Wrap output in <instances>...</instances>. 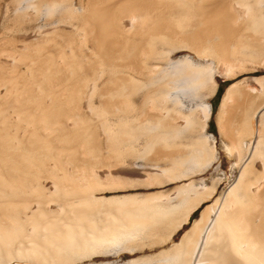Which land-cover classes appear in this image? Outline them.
<instances>
[{"label":"bare ground","instance_id":"6f19581e","mask_svg":"<svg viewBox=\"0 0 264 264\" xmlns=\"http://www.w3.org/2000/svg\"><path fill=\"white\" fill-rule=\"evenodd\" d=\"M10 4L12 12L6 6L0 22V264H111L82 260L111 254L116 244L145 232L147 221L160 218L166 207L137 206L138 215L128 214L118 225L116 217L125 215L118 207V216L110 211L121 197L98 196L95 190L135 180L89 172L76 178L60 165L86 155L93 159L101 141L98 129L110 158L152 154L153 160H169L170 166L146 172L142 184L184 176L183 164L203 166L216 159L206 141H213L212 134L167 154L160 145L171 146L182 130L204 128L211 105L202 99L215 91L216 71L230 77L246 62L260 60L264 66V0ZM38 10L45 15L40 23ZM255 81L258 88L244 89L241 81L228 85L217 115L220 119L233 103L221 134L223 148L235 154L236 179L179 242L155 258L158 262L264 264V75ZM251 93L262 98L252 112ZM94 95L104 101L94 104ZM186 97L194 101L187 110ZM83 107L88 113L80 111ZM139 139L141 150L134 147ZM48 160L55 166H46ZM175 191L182 196L169 209L182 210L179 224L213 187L202 191L189 183Z\"/></svg>","mask_w":264,"mask_h":264},{"label":"rangeland","instance_id":"374dc122","mask_svg":"<svg viewBox=\"0 0 264 264\" xmlns=\"http://www.w3.org/2000/svg\"><path fill=\"white\" fill-rule=\"evenodd\" d=\"M8 2H9V0H0V22L2 21V16L5 13L6 6H9L8 12L9 13L12 12L13 5H11V4L8 5ZM35 16H36L37 23H40L41 21H44V19H45V17H44L45 15L41 10H38L37 13H35ZM55 17H56V15L53 17V19ZM181 53H183V52H181ZM181 53L178 52L176 54L182 55ZM237 66H238V64H237ZM242 66H244V65H242ZM212 68L216 69L215 63L212 64ZM236 69H237L236 70L237 73L235 72L234 75H232L230 77H225L216 71L214 73V78H215L217 84H219L221 78H223V79L229 80V82L227 83V86L230 85L232 82L241 81L242 85L244 86V89L248 86L258 88V83L255 81V77H260V76L264 75V73H262V72H264V66H263V64L260 63V60H258L257 62H253V63L246 62L245 66L243 68L240 67V68H236ZM258 72L262 73V74L256 75ZM226 87H225V89H226ZM224 90L222 91L221 97L219 98L218 101L216 100V97H213V94L211 96H206L202 99L205 103L209 102L211 107L213 104H215L214 112L211 115V110H210V114L208 117V119L211 118V120H212V126H209L208 119H207L206 125L204 126V128L202 130L196 129V132H195V130L192 131L194 133L188 132L187 129L182 130L180 132V135L179 134L177 135L180 137H177V136H175L177 138L173 137L175 139L172 140L173 143L171 142V146L170 145L167 146L165 144H163L165 146L160 145V147H162V149H161L162 154L165 152H166L165 154H167V152L171 153L172 151L173 152L176 151L179 148V145L181 146L182 144H188V143L192 142L197 137H202L203 135L212 134V136L214 138L212 141L208 137V138H206L207 139L206 141H208L207 144L212 146L214 151H215V154H217L216 159H212L209 163H207L206 165H203V166L198 165V164H197V166H194V165L189 166V164H183V166L181 165L182 167H180L181 168L180 171H184L186 168V169H188V173H186L184 176H182V175H180L179 177L177 176L178 178L175 177L176 179L172 178L171 180H167V181L161 180L162 182L159 183L162 185L160 187L174 189V191L179 186L184 185V184H189V183H193L195 187H197L199 190H202V191L204 190V188L213 187V192L205 200H203L202 203L198 207H196L198 209L196 210V212H194L191 215V217L193 218L192 224L199 217L201 211L209 203L213 202V200L216 196H218L221 192L226 190L233 183V181L236 179V177L238 175V169H237V167H235L233 165V162L236 158L235 154H231V153L229 154L223 148V144L226 141V138L224 136H222V134H221V130H222L221 123L224 122V120H226V118L228 116V108L231 107V105L233 103L228 102L227 105L225 106V108L220 112V119H218V117H217V115L220 111V103L222 100V94H223ZM252 94H254V95H252ZM255 95H256L255 93H251L247 99L248 100L247 103L251 104L252 107H254V108H251V112L256 108L258 103H260L262 100V98H257V96H255ZM100 97H102V96H100ZM100 97H97V95H94L92 97V102L94 104H100L101 101H104L103 98H100ZM190 99H191V97H186L185 99L184 98L182 99L183 105H182V102H181V105H182L183 109L187 110V108L189 109L190 107L193 106L192 103L194 101H192ZM81 102L86 103V101H84V100H82ZM252 102L254 104H252ZM80 111L88 113V110L85 107L81 108ZM135 112L134 111L131 112V115L132 116L136 115ZM97 131L98 132H96V134H98L97 136L99 137V141H100V139H101V141L98 142L96 144L97 146L95 145L96 148H94L95 151L96 150L98 151L97 153L94 152V154H93L94 158L93 157L92 158H93L94 163L96 162L95 159H97V158H101L103 160H106V158H110V157H108L110 155L106 153L107 144L104 142V140H105L104 134L101 131V129H98ZM176 146H178V147H176ZM134 147H135V149L141 150V148L143 147V143L141 142V139L138 140V142L134 145ZM138 155L136 157H138V158L142 157L141 159L148 162V169L150 166H151L150 168L156 167V169L157 168L160 169L161 167H164V166H170V162L167 158H163V159L162 158H157V159L155 158L156 160H153V158H151L152 154L151 155L148 154L149 156L147 154H145L141 157H140V155L139 156ZM126 156H128V154ZM85 157L84 158L79 157L78 160L74 161L75 164H74V162H73V164L72 163H68V164L64 163V164H61L60 167H62L63 170L67 171L71 175L76 176V178H82L84 176V174L86 176V173H88V172H89L88 175L92 176V170H90L91 165L90 164H87V165L83 164L84 162H89V160L91 159L90 158L91 156H87V159H85ZM131 157H134V155H132ZM144 158H146V159H144ZM46 166H53L54 167L55 165L52 163V161L48 160L46 162ZM83 168H87L86 172L83 170ZM156 169H151V170H146V171L144 169V171L149 172V171H153V170L155 171ZM176 171L180 172L179 168H178V170L176 169ZM63 172L64 171H62V173ZM177 172H175V173H177ZM110 177H114V176H110ZM104 178H107V177L104 176ZM45 182L48 183L47 180ZM106 193L107 192H101V190H98V191L95 190V194L98 196L99 195H107ZM178 236H179L178 234L175 235L172 240H177ZM180 239H181V236L177 241H179ZM177 241H175V242H177ZM175 242H173L171 244V246L168 247L167 249L168 250L171 249L174 246ZM158 255L159 254L155 253V252L154 253H148V254H139L138 256L133 258L135 260V262H133L132 264H162L161 262H158L159 260L155 259L156 257H158ZM148 258H152V259H148ZM133 259H130L128 261L121 263L118 260H115V256H113L112 254H110V255L109 254H106V255L97 254V255H92L90 258L84 259L82 261L83 262H90V261L91 262L92 261L93 262H104V261L106 262V261H108L111 264H125V263H129V261H131ZM144 259H147V260H144Z\"/></svg>","mask_w":264,"mask_h":264},{"label":"crops","instance_id":"0c3cea01","mask_svg":"<svg viewBox=\"0 0 264 264\" xmlns=\"http://www.w3.org/2000/svg\"><path fill=\"white\" fill-rule=\"evenodd\" d=\"M262 73H264V72H262ZM262 73L258 72L256 75L262 74ZM227 83L228 82L226 79L221 78V80L219 82V85L221 86V92H222V90L225 89V87L227 86ZM220 97H221V93L218 97H216V100L218 101ZM95 160H96L95 163L93 162V159H90L89 162L83 163L85 165H87V164L91 165L90 170H92V176H93V174H94V176L96 175L99 177L100 176L101 177H104V176L110 177V176H115V175L119 176V177H121V176L123 177L125 175L124 178H130L132 180H135V181H133L134 185H127V186L126 185L125 186L124 185H118V187H115V189L111 188V189L101 190V192H107L106 193L107 195H115V196L121 197L120 203L116 204L117 206L115 205L116 208L118 207L120 209L118 210V208L117 209L114 208V209H112L114 211H110L113 214L116 213V214H114V216L115 215L118 216L117 210H118L119 214H122V216L125 215L124 219L121 218V215L116 217L117 218L116 224L121 225L122 224L121 222H123L122 220H125L126 219L125 217L128 214L130 215V217L132 215H133V217L134 216L136 217L138 214H137V212H134V211H135V208L137 211V206H140V205L144 206V204L145 205L149 204L147 207L145 206L147 209L154 208L157 205H158V207H156V208L166 207V208H164V210L160 209L161 210L160 215L158 216L160 218H157V220L156 219L154 220L153 219L154 216H153L152 221L151 220L147 221V227H146L145 232H141V233L137 234L135 236V238L129 239V241L125 240V242H123V244H122V242L119 244H116L117 247L114 246L112 248L114 250L111 249V252H112L111 254L113 256H115V260H118L119 262L122 263V262L128 261L130 259H133L134 257L138 256L139 254H148V253H154L155 252V253H158L160 255V254H162V251L164 252L165 250H168L167 248L170 247L173 242L177 241L180 238V236L182 238L184 233L187 230H189V228L192 225L193 218L191 217V215L193 214V211L189 212L188 215L186 216V218L184 220L180 221L178 224L177 221H179L182 217V213H181L182 210L180 209V210L172 212L169 209L171 206H175L179 203L182 195L181 196L178 195L176 197L177 193H176V191H174V189L162 188V187H160V186H162L161 184H150V185L148 184V185H146V184H142L140 182V179H142L144 177V174H146L145 171L151 170V168H150L151 166L148 169V162H146L145 160L140 159L138 157H127V158L125 157L124 159H122V158L121 159L106 158V161L103 159L97 158ZM85 169H87V168H83V170L86 172ZM144 169H145V171H144ZM124 183H126V182H124ZM130 183H129V181L127 182V184H130ZM123 196H128V197H123ZM179 196H180V198H179ZM155 198H161V200L156 199V201H155L154 200ZM166 198H167V200H166ZM169 199H170V201H169ZM147 200H149V201H147ZM150 200H152V201L154 200L156 203L150 202ZM164 201H166V202H164ZM137 202H138V204H137ZM153 205H155V206H153ZM130 206H131V208L132 207L133 208L130 209ZM127 208L129 211H126ZM139 208L140 207H138V210H139ZM123 210L126 212V214H124L125 212ZM120 211H123L124 213L120 212ZM133 212L135 215L133 214ZM149 212L150 211H148V213H146L149 215V216H146V218L150 217ZM161 212H163V213L161 214ZM167 216H168V218H167ZM118 219H119V221H118ZM120 220H121V222H120ZM177 234L179 235L178 239L172 240L173 237ZM179 241H177V242H179ZM177 242H175L174 244H176Z\"/></svg>","mask_w":264,"mask_h":264},{"label":"trees","instance_id":"16d2710c","mask_svg":"<svg viewBox=\"0 0 264 264\" xmlns=\"http://www.w3.org/2000/svg\"><path fill=\"white\" fill-rule=\"evenodd\" d=\"M227 82H229V80H227ZM222 91H223V90H222ZM220 93H222V92H221V86L218 84V85L216 86V89H215L214 93H213V97H218V96L220 95ZM214 107H215V104H213L212 107H211V115H212V113L214 112ZM208 123H209V126H212V120H211V118L208 119ZM197 209H198V208H195V209L193 210V213L196 212Z\"/></svg>","mask_w":264,"mask_h":264}]
</instances>
